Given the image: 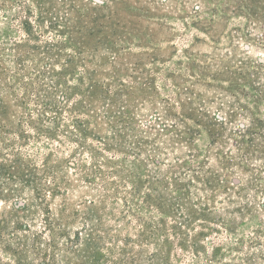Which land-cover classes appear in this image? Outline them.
Here are the masks:
<instances>
[{"label":"rangeland","instance_id":"374dc122","mask_svg":"<svg viewBox=\"0 0 264 264\" xmlns=\"http://www.w3.org/2000/svg\"><path fill=\"white\" fill-rule=\"evenodd\" d=\"M0 107V264H264V0H0Z\"/></svg>","mask_w":264,"mask_h":264},{"label":"trees","instance_id":"16d2710c","mask_svg":"<svg viewBox=\"0 0 264 264\" xmlns=\"http://www.w3.org/2000/svg\"><path fill=\"white\" fill-rule=\"evenodd\" d=\"M247 14L248 15H250V14H252L251 12H247ZM28 30V29H27ZM29 31V30H28ZM262 64V63H261ZM6 115H7V112L6 111H4L3 110V108L2 107H0V119H3V118H5L6 117ZM56 119V118H55ZM47 133H48V135L52 138V137H54L55 136V134H58V132H61V128H60V126L56 129V130H54V131H52V130H48V131H46ZM181 248L182 249H184V247L181 245ZM94 253V259H93V261H94V264H96L97 263V261H100L99 259H97V257L99 256V255H101L99 252H93ZM133 261L134 260H131L130 261V264H142L141 262H140V259H138V260H136L134 263H133ZM126 262H128V261H126Z\"/></svg>","mask_w":264,"mask_h":264}]
</instances>
